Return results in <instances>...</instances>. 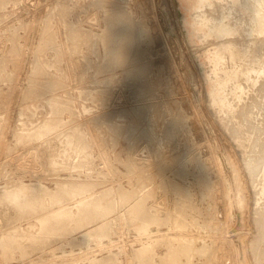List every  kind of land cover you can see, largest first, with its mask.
I'll use <instances>...</instances> for the list:
<instances>
[{
	"label": "rangeland",
	"instance_id": "1",
	"mask_svg": "<svg viewBox=\"0 0 264 264\" xmlns=\"http://www.w3.org/2000/svg\"><path fill=\"white\" fill-rule=\"evenodd\" d=\"M238 2L0 0V264H264V34Z\"/></svg>",
	"mask_w": 264,
	"mask_h": 264
},
{
	"label": "bare ground",
	"instance_id": "2",
	"mask_svg": "<svg viewBox=\"0 0 264 264\" xmlns=\"http://www.w3.org/2000/svg\"><path fill=\"white\" fill-rule=\"evenodd\" d=\"M198 1H199V0H198ZM232 1H233L235 4H238V5L241 7L242 10H246V9H248V7H249L248 3H246V2H245L244 4H239L238 0H232ZM222 2H223V1H222ZM242 2H243V1H242ZM249 2H251V1H249ZM196 3H197V0H195V5H196ZM225 3H226V2H225ZM207 4H208V3H207ZM211 4H212V3H211ZM250 4H251V3H250ZM252 4H254V7L252 6L253 8H251V6H250V9H252L253 12H251V10H250L251 14H249V16L252 15V13H253V15H254L253 17H254V19H255L256 22H257V27H254V28H257L256 30H257L258 34H260V36H261V34H262V35L264 34V0H252ZM213 5H214V4H213ZM217 5H218V4H217ZM215 6H216V5H215ZM218 6H219V5H218ZM221 6H224V5H221ZM256 6H259L260 9L262 10V16H260V15H261L260 10H259V8H257ZM200 7H201V6H200ZM206 7H207V6H206ZM216 7H217V6H216ZM225 7H226V6H225ZM234 7H235V6H234ZM198 8H199V7H198ZM220 8H221V7H220ZM220 8H219V9H220ZM195 9H196V8H195ZM195 9H194V10H195ZM222 9H223V8H222ZM198 10H199V9H198ZM198 10H196V11H198ZM200 10H201V8H200ZM220 10H221V9H220ZM225 10H226V9H225ZM228 10H229V9H228ZM205 11H206V13H207L208 10L205 9ZM215 11H216V9H215ZM215 11L213 12L214 15H215V13H217V12H215ZM200 12H201V11H200ZM200 12H199V13H200ZM218 12H219V11H218ZM195 13H196V12H195ZM202 13H203V11H202ZM231 13H232V12H231ZM118 14H119V13H116L115 16L118 17V16H117ZM203 14H204V13H203ZM221 14H222V13H221ZM223 14H224V13H223ZM225 14H226V13H225ZM193 15H194V14H193ZM193 15H192V16H193ZM207 15H210L209 12H208V14H206V17H207ZM214 15H213V16H214ZM216 15H217V14H216ZM230 15L232 16V14H230ZM122 16H124V14H123ZM199 16H200V15H199ZM201 16H202V15H201ZM218 16H219V15H218ZM220 16H222V15H220ZM224 16H225V15H224ZM224 16H223V17H224ZM231 16H229V18H230ZM233 16H234V15H233ZM233 16H232V17H233ZM125 17L127 18V15H126ZM125 17H121V18L123 19V21L130 19L129 17H128L127 19H125ZM204 17H205V15H204ZM204 17H203V18H204ZM211 17H212V16H211ZM118 18H119V20L121 19V18H120V15H119ZM118 18H116V19H118ZM208 18H210V17L208 16ZM214 18H215V16H214ZM217 18H218V17H217ZM221 18H222V17H221ZM226 18L228 19V17H226ZM249 18H250V17H249ZM122 19H121V21H122ZM124 19H125V20H124ZM111 20H112V19H111ZM114 20H115V19H113L112 21H114ZM119 20H118V22H119V24H121L123 21L121 22V21H119ZM216 20H217V19H216ZM224 20H225V19H224ZM229 20H230V19H229ZM232 20H233V18H232ZM232 20H231L230 22H232ZM128 21H129V20H128ZM128 21H126V22H128ZM130 21L132 22V20H130ZM203 21H204V20H203ZM208 21H209V20H208ZM217 21H218V20H217ZM248 21H249V20H248ZM253 21H254V20H253ZM116 22H117V21H116ZM118 22H117V23H118ZM126 22H125V23H126ZM131 22H129V23H131ZM210 22H211V21H210ZM219 22H220V21H219ZM221 22H222V21H221ZM256 22H255V23H256ZM111 23H112V22H111ZM198 23H199V22H198ZM206 23H208V22H206ZM247 23H248V22H247ZM247 23H246V24H247ZM112 24H113V23H112ZM122 24H123V23H122ZM209 24H210V23H209ZM226 24H227V21H226ZM226 24H225V25H226ZM228 24H229V23H228ZM232 24H233V23H231V25H232ZM244 24H245V23H244ZM250 24H251V23H250ZM113 25H115L114 27H117L116 24H115V22H114ZM123 25H124V24H123ZM123 25H121V27H122ZM195 25H196V24H195ZM200 25H201V24H200ZM225 25H224V26H225ZM233 25H234V24H233ZM247 25H248V24H247ZM253 25H254V24H253ZM253 25H251V26H253ZM255 25H256V24H255ZM118 26H119V25H118ZM132 26H133V23H132ZM213 26H214V25H213ZM216 26H218V24H217ZM234 26H236V24H235ZM109 27H110V26H109ZM109 27H107V28H109ZM124 27H125V25L123 26V28H124ZM127 27L129 28V30L131 29L130 26H129V24H128ZM198 27H199V26H198ZM206 27H207V26H206ZM248 27H249V26H248ZM128 28L125 29V31L128 30ZM133 28H134V26H133ZM195 28H196V27H195ZM202 28H203V27H202ZM202 28H201V29H202ZM208 28H211V26H210V27L208 26ZM226 28H227V27H226ZM235 28H236V27H235ZM254 28H253V29H254ZM109 29H111V28H109ZM115 29L117 30L118 27L115 28ZM134 29H135V28H134ZM196 29H199V28H196ZM196 29H195V31H196ZM206 29H207V28H206ZM232 29H233V28H232ZM248 29H249V28H248ZM251 29H252V28H251ZM112 30H113V29H111L110 32H112ZM123 30H124V29H123ZM243 30H244V29H243ZM256 30H255V32H256ZM125 31H124V32H125ZM132 31L134 32V31H136V29H135V30H132V29H131V32L129 31V34H128L129 37L132 36V34H133ZM199 31H200V29H199ZM201 31H202V30H201ZM210 31H211V30H210ZM116 32H117V31H116ZM116 32H115V33H116ZM118 32H119V30H118ZM122 32H123V31H122ZM122 32H121V33L119 32V33L122 34ZM124 32H123V33H124ZM126 32H127V31H126ZM126 32H125V34H126ZM139 32H140V31H139ZM139 32H138V33H139ZM143 32H144V31L141 30V33H142V34H143ZM235 32H236V31H235ZM246 32H247V31H246ZM246 32H245V34H247ZM251 32H253V31H251ZM108 33H109V32H108ZM112 33H113V32H112ZM119 33H118V34H119ZM141 33H140V34L135 33V34L138 36V35H141ZM195 33H196V32H195ZM204 33H205V32H204ZM207 33H209V31H208ZM236 33H238V32H236ZM242 33H244V32H242ZM109 34H110V33H109ZM109 34H108V35H109ZM120 34H119V35H120ZM130 34H131V35H130ZM144 34H145V33H144ZM148 34H149V33H148ZM227 34H229L228 30H226V29L223 28V27H219V28H217V29L214 30V36H213V37L216 36V37H218L217 39L219 40L221 37H223L224 35H227ZM232 34H233V32H232ZM232 34H231V35H232ZM238 34H239V33H238ZM245 34H244V35H245ZM248 34H250V33H248ZM122 35H123V34H122ZM195 35H196V34H195ZM199 35H200V34H199ZM210 35H211V34H210ZM235 35H236V34H235ZM235 35H234V36H235ZM250 35H251V34H250ZM250 35H249V36H250ZM253 35H254V34H253ZM256 35H257V34H256ZM111 36H115V35L113 34V35H111ZM116 36H117V35H116ZM137 36H136V38H135V37H134V38L137 39ZM144 36H145V35H144ZM147 36H148V35H147ZM208 36H209V35H208ZM236 36H237V35H236ZM236 36L234 37L235 40H236ZM241 36H243V35H241ZM241 36H240V37H241ZM246 36H247V35H246ZM258 36H259V35H258ZM258 36H255V37H258ZM109 37H110V36H109ZM117 37H118V39L120 38L119 36H117ZM138 37H139V36H138ZM201 37H202V36H201ZM238 37H239V36H238ZM243 37H244V36H243ZM243 37H241V40L244 39ZM263 37H264V36H263ZM263 37H262V38H263ZM114 38H115V37H114ZM131 38H132V39H131V42L133 43V41H132V40H133V37H131ZM145 38H147V37H145ZM198 38H199V37H198ZM202 38H203V37H202ZM223 38H224V37H223ZM227 38H229V37H226V39H225V38H224V39L227 40ZM245 38H246V37H245ZM251 38H252V37H251ZM262 38H261V39H262ZM110 39H111V38H110ZM120 39H121V38H120ZM124 39H125V38H124ZM149 39H150V38H149ZM200 39H201V38H200ZM210 39H211V37H210ZM237 39H238V38H237ZM254 39H255V38H254V36H253V40H254ZM126 40H128V39H126ZM202 40H203V39H202ZM206 40H207V37H206ZM222 40H223V39L221 38V40H219V42L222 41ZM225 40H224V41H225ZM253 40H252V41H253ZM110 41H111V40H110ZM112 41L116 42L115 40H112ZM112 41H111V43H112ZM120 41L122 42L123 40H120ZM124 41H125V40H124ZM128 41H130V39H129ZM203 41H204V40H203ZM211 41H212V39H211ZM211 41H208V42H211ZM224 41H223V42H224ZM228 41H230L231 43H234V41H232V38H230V40H228ZM238 41H239V42H237V43L239 44V46H238L237 43H236V44H237V46H238V48H239V47H240V40H238ZM243 41H244V40H243ZM243 41H242V42H243ZM246 41H247V38H246ZM248 41H249V40H248ZM248 41H247V42H248ZM254 41H255V40H254ZM256 41H257V39H256ZM256 41H255V42H256ZM259 41H260V40H259ZM263 41H264V40H263ZM149 42H150V41H149ZM215 42H216V41H215ZM223 42H222V43H223ZM225 42H226V41H225ZM225 42H224V43H225ZM255 42H254V44H255ZM257 42H258V41H257ZM128 43H130V42H128ZM134 43H135V42H134ZM245 43H246V42H245ZM248 43H249V42H248ZM248 43H247V44H248ZM118 44H119V42H117V45H118ZM123 44L126 45V44H127V41H126V44H125V42H124V43H121V46H122V47H123ZM211 44H212V46L214 47L213 41H212ZM236 44H235V45H236ZM256 44H257V43H256ZM256 44H255V45H256ZM260 44H261V43H260ZM260 44H259V45H260ZM113 45H115V43H114ZM215 45H216V44H215ZM242 45H244V47L246 46V44H244V42L242 43ZM242 45H241V46H242ZM111 46H112V45H111ZM126 46H127V45H126ZM128 46H129V44H128ZM133 46H134V45H133ZM133 46H131V47H133ZM203 46H204V45H203ZM220 46H222V45H220ZM262 46H263V45H262ZM262 46H259V48L262 47ZM112 47H113V46H112ZM117 47H118V46H117ZM119 47H120V46H119ZM134 47H135V46H134ZM215 47H216V46H215ZM248 47H250V46L248 45ZM248 47H247V48H248ZM114 48H115V46H114ZM123 48H124V49H127V51H128V48H127V47L125 48V46H124ZM123 48H122V49H123ZM129 48H130V46H129ZM210 48H211V47H210ZM210 48H209V49H210ZM217 48H218V47H217ZM221 48H222V47H221ZM223 48H224L225 50H227V51H233V46H232V44H229L228 42L224 44ZM223 48H222V49H223ZM235 48H236V47H235ZM245 48H246V47H245ZM253 48H254V47H253ZM253 48L251 47V49H253ZM255 48H257V46H255ZM255 48H254V49H255ZM117 49H120V48H117ZM132 49H133V48H132ZM212 49H213V48H212ZM222 49H220V50H222ZM224 49H223V50H224ZM110 50H111V48H110ZM129 50L131 51V48H130ZM217 50H218V52H219V49H217ZM237 50H238V49H237ZM239 50H240V49H239ZM239 50H238V51H239ZM256 50H257V49H256ZM256 50H255V52H256ZM130 51H129V53H130ZM205 51H206V50H205ZM214 51H215V49H214ZM253 51H254V50H253ZM257 51H258V50H257ZM112 52L114 53V49L112 50ZM118 52H119V51H118ZM118 52H117V53H118ZM207 52H208V50H207ZM210 52H211V51H210ZM222 52H223V51H222ZM234 52H235V51H234ZM251 52H252V50H251ZM251 52H250V53H251ZM255 52H254V53H255ZM125 53H126V52H125ZM211 53H215V52H211ZM224 53H225V52L222 53V56L224 55ZM230 53H231V52H230ZM121 54H122V53H121ZM127 54H128V53H127ZM228 54H229V53H228ZM235 54H236V53H235ZM244 54H245V52H244ZM246 54H247V53H246ZM255 54H256V53H255ZM255 54H254V56H255ZM258 54H259V53L256 54L257 57H258ZM260 54H261V53H260ZM115 55H116V53H115ZM119 55H120V54H118L117 57H119V60H122V58H121L122 56H121V55L119 56ZM128 55H129V54H128ZM209 55H210V53H209ZM209 55H208V57H206V58H209ZM219 55H221V52L219 53ZM231 55H232V54H231ZM238 55H239V54H238ZM247 55H248V54H247ZM247 55H246V56H247ZM123 56H124V54H123ZM210 56H211V55H210ZM242 56H243V54H242ZM242 56H241V57H242ZM244 56H245V55H244ZM260 56H261V55H260ZM262 56H263V54H262ZM125 57H126L125 59L127 60V58H128L127 55H125ZM235 57H236V56H235ZM250 57H251V56H250ZM252 57H253V56H252ZM263 57H264V56H263ZM115 58H116V57H115ZM222 58H223V57H222ZM239 58H240V57H239ZM242 58H243V57H242ZM260 58H261V57H260ZM260 58H259V59H260ZM112 59H114V58H112ZM112 59H111V60H112ZM128 59H129V58H128ZM210 59H211V57H210ZM213 59H214V65L216 64V62H219V60H220V56H219V60H218V53H216V54H214V55L212 56L211 62H213V61H212ZM226 59H227V58H226ZM119 60H117V61H119ZM207 60H208V59H207ZM215 60H218V61L215 62ZM234 60H235V58H234ZM253 60H254V58H253ZM253 60H252V62H253ZM255 60H256V59H255ZM114 61H116V60H112L111 62H114ZM221 61H225V62H226V60H221ZM221 61H220V63H218V66H216V67H219V66H220L219 64L222 63ZM231 61H232V60H231ZM231 61H230V62H231ZM235 61H236V60H235ZM237 61H238V59H237ZM237 61H236V62H237ZM239 61H240V60H239ZM243 61H244V60H243ZM256 61H257V60H256ZM206 62H207V61H206ZM209 62H210V61H209ZM225 62H224V63H225ZM227 62H228V61H227ZM254 63H256V62H254ZM207 64H208V63H207ZM209 64H211V63H209ZM236 64H237V63H236ZM245 64H246V63H245ZM211 65H213V64H211ZM227 65H228V63H227ZM239 65H240V64H238L237 66L239 67ZM248 65H249L248 68H250V64H248ZM207 66H208V65H207ZM224 66H225V64H223V66H222L221 68H223ZM231 66H232V65H231ZM237 66H236V67H237ZM210 67H211V66H210ZM214 67H215V66H214ZM226 67H227V66H226ZM228 67H229V66H228ZM131 68H132V67H131ZM224 68H225V67H224ZM231 68H232V67H231ZM251 68H252V66H251ZM256 68H257V67H256ZM256 68H254V69L256 70ZM260 68H261V67H260ZM126 69H128V68H126ZM126 69H125V70H126ZM208 69H209V68L207 67V71H208ZM216 69H217V68H216ZM219 69H220V68H219ZM219 69H217V70H219ZM235 69H236V68H234V70H235ZM243 69H244V67H243ZM243 69H240V70H243ZM125 70H123V71H125ZM212 70H213V69H212ZM223 70H224V69H223ZM246 70H247V69H246ZM257 70H259V69H257ZM238 71H239V70H237V72H238ZM252 71H254V70L252 69ZM127 72H128V71H127ZM131 72H132V71H131ZM211 72H212V71H211ZM214 72H215V71H214ZM214 72H213V73H214ZM225 72H226V71H225ZM225 72H222V75H221L220 73H216V72H215V74H213V73H210V74H211V75L213 74V76L216 75V74H220L221 76H223ZM228 72H229V70H228ZM231 72H232V71H231ZM231 72H230V73H231ZM239 72H240V71H239ZM255 72H256V71H255ZM123 73H124V72H123ZM240 73H242V72H240ZM244 73H245V72H244ZM244 73L242 74L241 79H245V80H246V79H247V74H244ZM256 73H257V72H256ZM127 74H128V73H127ZM131 74H132V73L128 74V76H131ZM228 74H229V73H228ZM124 75H125V74H124ZM261 75H264V74H261ZM208 76H209V75H208ZM224 76H225V75H224ZM229 76L232 77L233 74H229ZM209 77H210V76H209ZM248 77H249V76H248ZM254 77H256V76H254ZM221 78H223V77H221ZM225 78H226V77H225ZM237 78H238V76H237ZM249 78H250V77H249ZM249 78H248V79H249ZM251 78H252V77H251ZM261 78H262V77H261ZM211 79H212V77H211ZM216 79H217V78H216ZM216 79H215V80H216ZM241 79H239V80L241 81ZM213 80H214V79H213ZM213 80H212V81H213ZM218 80L221 81L220 76H219V79H218ZM231 80H232V79H231ZM233 80H234V79H233ZM220 81H219V82H220ZM227 81H228V80H227ZM229 81H230V80H229ZM237 81H238V80H237ZM242 82H243V80H242ZM244 82H246V81H244ZM252 82H253V81H252ZM237 83H239V82H237ZM247 83L249 84V86L251 85L248 81H247ZM212 84H213V83H212ZM215 84H216V82H215ZM223 84H224V83H223ZM228 84H229V82H228ZM232 84L234 85L233 82H232ZM232 84H231L230 89L232 88ZM241 84H242V83H241ZM243 84H244V83H243ZM248 84H247V85H248ZM225 85H226V84H225ZM225 85H223V86H225ZM247 85H246V87H249V86H247ZM217 86H218V85H215L216 88H218ZM228 86H229V85H228ZM242 86H243V85H242ZM244 86H245V85H244ZM252 86H253V85H252ZM255 86H256V85H255ZM234 87H235V86H234ZM234 87H233V88H234ZM212 88H213V87H212ZM220 88H221V85H220V87H219V90H220ZM228 88H229V87H228ZM239 88H240V87H239ZM225 90H226V89H225ZM225 90H223V93L229 91L228 89H227L228 91H225ZM235 90H236V88H235ZM249 90H251V87L249 88ZM245 91H246V90H245ZM217 92H218V91H217ZM236 92H237V91H236ZM243 92H244V91H243ZM234 93H235V92H234ZM224 94H225V93H224ZM227 94H228V93H227ZM244 94H246V92H244ZM222 95H223V94H221V96H222ZM215 96H216V95H215ZM221 96H220V98H222ZM242 96H243V95H242ZM251 96H252V95H251ZM228 97H229V95H228ZM230 97H231V96H230ZM230 97H229V98H230ZM235 97H236V93H235ZM254 97H255V96H254ZM209 98H210V97H209ZM226 99H227V97H226ZM242 99H243V98H242ZM233 100H234V98H233ZM212 101H213V98H212L211 102H212ZM220 101H221V100H220ZM229 101H230V100H228V102H229ZM257 102H258V101H256L255 103H257ZM217 103H218V101H217ZM229 103H230V102H229ZM229 103H228V104H229ZM255 103L253 102V105H254ZM225 104H226V103H225ZM225 104H224L223 106H227V105H225ZM52 105H53V104H52ZM54 105H55V104H54ZM213 105H214V104H213ZM220 105H221V104H220ZM215 106H216V105H215ZM216 107H217V106H216ZM218 107H219V105H218ZM211 108H212V107H211ZM251 108H252V107H251ZM219 109H220V108H219ZM228 109H229V107H228ZM215 110H216V109H215ZM226 110H227V109H225V111L223 110V113L226 112ZM221 111H222V109H221ZM229 111H230V109L228 110V112H229ZM217 112H218V111H217ZM226 113H227V112H226ZM224 114H225V113H224ZM239 114H240V113H239ZM226 115H227V114H226ZM230 115H231V114H230ZM222 117H223V116H221V118H222ZM225 117H226V116H225ZM227 120H228V119H227ZM237 120H238V119H237ZM228 122H229V121H228ZM228 122H227V123H228ZM231 122H232V121H231ZM228 125H229V124H228ZM231 125H232V124H231ZM232 126H233V125H232ZM232 126H231V127H232ZM250 126H251V125H250ZM253 126H254V125H253ZM253 128H254V127H253ZM256 129H257V128H256ZM231 130H232V129H231ZM252 130H253V129H252ZM235 131H236V130H235ZM231 133H232V132H231ZM253 133H254V132H253ZM258 133H259V132H258ZM234 134H235V132H234ZM235 135H236V134H235ZM235 135H234V137H235ZM231 137H232V136H231ZM235 138H236V137H235ZM261 140H262V139H261ZM244 144H245V143H244ZM258 144H259V143H258ZM240 148H241V147H240ZM262 148H263V147H262ZM258 152H259V151H258ZM247 156H248V155H247ZM244 158H245V157H244ZM242 159H243V157H242ZM258 159H259V157H258ZM244 160H245V159H244ZM255 160H256V159H255ZM246 162H248V161L246 160ZM243 163H244V162H243ZM248 163H249V162H248ZM244 165H245V164H244ZM260 165H261V164H260ZM237 166H238V165H237ZM253 168H254V167H253ZM235 169H237V168H235ZM244 169H245V168H244ZM251 173H252V172H251ZM253 173H254V172H253ZM259 174H260V173H259ZM256 178H257V177H256ZM260 182H261V181H260ZM253 183H254V182H253ZM254 185H255V184H254ZM23 193H24V192H23L22 189H18V190H16V191H13V192L9 193V195L11 196V198H12L13 200L16 201L17 199H19L20 197H22V196L24 195ZM237 194H238V193H237ZM24 197H25V196H24ZM239 198H240V197H238V199H239ZM255 198H256V197H255ZM259 198H261V197H259ZM262 199H263V198H262ZM263 200H264V199H263ZM85 201H86V200H85ZM238 201H239V200H238ZM79 202H80V201H79ZM239 202H240V201H239ZM80 203L82 204V202H80ZM80 203H79V204H80ZM83 203H84V200H83ZM241 203H242V201H241ZM81 204H80V205H81ZM263 204H264V203H263ZM255 205H256V204H255ZM77 206H78V205H77ZM261 206H262V205H261ZM256 209H257V208H256ZM256 211H257V210H256ZM260 213H261V212H260ZM142 214H143V213H142ZM260 215H261V214H260ZM252 216H253V215H252ZM262 217H263V215H262ZM252 219H253V217H252ZM257 219H258V216H257L256 220H257ZM253 220H254V219H253ZM256 220H255V221H256ZM260 220H261V218H260ZM261 221H262V220H261ZM262 222H263V221H262ZM259 223H260V222H259ZM255 225H256V224H255ZM31 226H32V225H31ZM143 226H144V227H143V230L148 229L146 225H143ZM257 226H258V224L256 225V227H257ZM259 226H260V225H259ZM260 227H261V226H260ZM260 227H259V228H260ZM263 227H264V226H262V230H264ZM254 229H255V228H254ZM256 229H257V228H256ZM260 229H261V228H260ZM260 229H259V230H260ZM259 230H258V231H259ZM259 232H260V231H259ZM261 232H262V231H261ZM256 233H257V231H256ZM262 233H263V232H262ZM260 234H261V233H260ZM21 236H22V235H20V234L17 232V230H14V231H12V232H5V233L3 232V234H1V237H0V248L2 249V253L6 254V253H8V251H12L13 248H15V247H14V246H15V243L18 242V241L20 240L19 237L21 238ZM260 236L264 238V235H259V237H260ZM181 237H182V236H181ZM256 237H257V236H256ZM263 238H261L260 241L263 240ZM182 239H183V238H182ZM252 239H253V238H252ZM258 239H259V238H258ZM185 240H186V239H185ZM185 240H184V241H185ZM253 240H254V239H253ZM256 240H257V239H256ZM174 241H175V240H174ZM257 242H258V241H257ZM255 243H256V242H255ZM261 243H262V241H261ZM252 245H253V244H252ZM256 245H257V243H256ZM248 246H249V245H248ZM251 248H252V247H251ZM249 249H250V248H249ZM252 249L255 250L256 248H252ZM260 249H261V248H260ZM260 249H259V250H260ZM262 249H263V248H262ZM263 250H264V249H263ZM261 253H262V252H261Z\"/></svg>",
	"mask_w": 264,
	"mask_h": 264
}]
</instances>
